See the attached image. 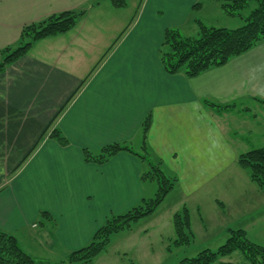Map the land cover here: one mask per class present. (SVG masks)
Listing matches in <instances>:
<instances>
[{"label":"crops","instance_id":"crops-1","mask_svg":"<svg viewBox=\"0 0 264 264\" xmlns=\"http://www.w3.org/2000/svg\"><path fill=\"white\" fill-rule=\"evenodd\" d=\"M94 1L0 0V49L17 46L26 25L85 10L72 30L37 41L0 75V230L13 235L33 259L48 262L87 245L110 216L153 198L157 184L140 180L149 167L135 154L119 152L103 164L83 159V150L95 156L120 144L139 155L144 151L165 177L176 180L151 216L117 235L132 250L139 241L135 252L148 257L156 255L151 244L159 246V258L179 251L170 246L169 220L184 206L190 220L206 233L213 226L212 235L218 236L214 228H225L226 221L218 227L205 223L204 202L212 212H232L236 223H226L249 236L263 215L251 216L259 202L249 196L258 191L247 190V183H254L245 180L237 158L264 147V41L196 78L168 75L159 56L164 31L197 27L200 11L193 6L200 0H143L124 36L51 125L68 144L60 146L47 133L24 161L139 3L127 0L124 9H115L108 1L92 6ZM148 114L143 148L141 124ZM230 133L245 136L234 141ZM235 176L244 189L225 190ZM42 212L51 220L42 221ZM119 254L110 257L122 260ZM233 258L221 261L240 263Z\"/></svg>","mask_w":264,"mask_h":264},{"label":"trees","instance_id":"trees-1","mask_svg":"<svg viewBox=\"0 0 264 264\" xmlns=\"http://www.w3.org/2000/svg\"><path fill=\"white\" fill-rule=\"evenodd\" d=\"M101 1H108L115 9H124L127 6V0H95L92 6L97 5ZM142 1L139 0L138 7L128 25L118 34L100 61L82 81L80 87L60 109L48 129L34 145L24 161L37 149L47 133L48 137L55 140L60 146H66L68 144L67 140L58 130H50L51 125L71 103L100 62L124 36L132 24ZM213 1L219 4L220 9L228 17H241V13L248 10L244 24L236 29H226L207 27L201 22L196 21L198 28L197 37H185L177 29H166L159 48V56L162 67L168 75L183 74L188 79L196 78L211 69L225 66L230 60L245 54L264 41V0ZM200 6L197 3L193 6V9H199ZM84 14L85 10L66 11L24 26L21 30L17 46L0 49V75L8 66L25 56L34 43L45 38L69 32L76 26ZM205 103L214 106L211 103ZM149 123L150 115L148 114L141 124L143 148ZM119 152L135 154L140 161L148 165L149 171L142 174L140 180H154L157 184L156 194L151 199H143L139 205L132 207L122 214L110 216L94 232L87 245L67 255V264L93 263L98 256L106 252L113 236L130 231L139 221L151 216L174 187L176 180L165 177L159 167L150 162L144 151L143 154L139 155L134 153L130 147L111 144L103 147L95 156L87 150H83L82 154L84 161L87 163L103 164ZM237 164L248 174L250 181L258 189L264 190V147L240 154L237 158ZM40 219L42 221L51 220L46 212L40 214ZM41 223L39 222V224ZM172 225L174 230V239L171 242L172 247L182 248L189 246L193 236L190 231L189 212L185 206L173 214ZM167 249L169 251V247ZM234 255L235 258L237 256L236 259L240 262L238 264H264V247L251 242L243 230H228L225 243L216 251L203 250L196 256L182 259L176 264H232L221 260ZM0 264L50 263L33 259L22 251L17 239L13 235L0 230ZM60 264L64 263L62 262Z\"/></svg>","mask_w":264,"mask_h":264},{"label":"rangeland","instance_id":"rangeland-1","mask_svg":"<svg viewBox=\"0 0 264 264\" xmlns=\"http://www.w3.org/2000/svg\"><path fill=\"white\" fill-rule=\"evenodd\" d=\"M198 3L201 5L200 6L201 10L195 9L198 10V12L200 11L198 13V16H196V18L201 20V23L207 27L236 29L244 24V19L248 15V10H246L241 13L242 14L241 17L239 16L228 17L223 13L219 5L217 3L212 2L211 0H200V2L198 1ZM180 32L181 35L185 37H197L198 28L196 26L189 25L187 28L180 30ZM232 128L237 131V126H233ZM228 136L231 137L232 140L237 141L236 138L238 137L244 139L245 133L244 134L239 133V135H235V136H233V133H230ZM248 150H250V148L246 149L245 151ZM244 178L248 182L249 179L247 174H244ZM235 186H239L241 189H244L243 187H241L240 180L236 176L233 178V180H229L226 183L225 190L233 189ZM246 186H247V190L255 191L254 189H256L258 191L256 195L250 194L249 196L250 200L254 199V200H258L259 202L258 208L256 210L255 209L251 210V216H254L257 212H261L260 215H263V218L259 221V223L256 224L257 229L255 228L250 229L249 236L247 233L246 234L251 242L264 247V191L258 190L254 184L247 183ZM220 199H226V198L220 197ZM203 205H204L203 206L204 212L202 214V218H204L205 223H207L208 221L211 224H217L216 227H218V225L222 226L223 221L226 222L229 221L231 223L235 222L234 219L231 218L232 212L230 214L227 213L226 215H222L223 213L222 210L220 209H218V212L210 211L211 207L207 202H204ZM163 220L168 223V218ZM169 222H170L169 226H171V229H173L171 219L169 220ZM226 222L223 224L225 228L222 227H219L217 229L214 228L216 232H218V236H217V234L212 235V233H215L213 230V226L207 227L208 233H206L204 231V227H202L198 221L191 219L190 231L193 236L192 242L190 243L189 246L182 247L181 249H179V251H174L170 257L159 258L160 256L159 254H157L159 252L158 249L159 246H156L154 244H151V246L153 250L154 249L156 250V255L148 257L143 253L138 254L135 251L138 246H141L142 242L136 241L138 243L134 245L133 248L134 252H133V250L130 248V245L128 244L129 242L127 243L122 242L123 241L121 240L122 236L115 235L112 237V241L106 249V252L108 251L110 255H108V257H106L105 259H101V261H96V262L94 261L91 264H176L182 259L192 258L196 256L200 251L209 250L214 252L220 246H222L227 239V231H226L227 229L239 230L238 228H235L234 224H228ZM254 240H257L258 243L254 242ZM170 246L172 247L171 244ZM123 249H126L128 251L127 255H124L126 254V252H121ZM118 253H120L119 256H121V258L123 259L114 261L113 258L111 257L116 256ZM233 260H235V258H233ZM41 262L45 263L44 260ZM62 262L64 264H67L65 256L64 257L60 256L59 258H53V260H50L46 263L60 264Z\"/></svg>","mask_w":264,"mask_h":264}]
</instances>
